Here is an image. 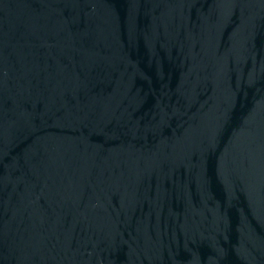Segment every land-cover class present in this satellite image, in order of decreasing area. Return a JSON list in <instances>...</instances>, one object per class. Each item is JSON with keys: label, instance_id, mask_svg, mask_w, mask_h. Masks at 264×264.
<instances>
[{"label": "water", "instance_id": "obj_1", "mask_svg": "<svg viewBox=\"0 0 264 264\" xmlns=\"http://www.w3.org/2000/svg\"><path fill=\"white\" fill-rule=\"evenodd\" d=\"M0 264H264V0H0Z\"/></svg>", "mask_w": 264, "mask_h": 264}]
</instances>
